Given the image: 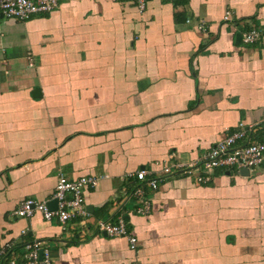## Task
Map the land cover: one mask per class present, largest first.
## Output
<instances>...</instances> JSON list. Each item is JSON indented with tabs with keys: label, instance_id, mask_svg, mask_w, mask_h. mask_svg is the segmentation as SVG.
I'll return each mask as SVG.
<instances>
[{
	"label": "crops",
	"instance_id": "crops-1",
	"mask_svg": "<svg viewBox=\"0 0 264 264\" xmlns=\"http://www.w3.org/2000/svg\"><path fill=\"white\" fill-rule=\"evenodd\" d=\"M250 29L264 33V0H147L143 12L59 0L23 22L0 14L1 242L21 257L39 241L53 264H264V160L217 169L207 185L166 177L145 190L148 217L128 189L136 172L196 160L240 126L264 142V42L236 38ZM59 174L99 178L83 224L12 216L51 199ZM119 216L134 249L96 229Z\"/></svg>",
	"mask_w": 264,
	"mask_h": 264
},
{
	"label": "built area",
	"instance_id": "built-area-1",
	"mask_svg": "<svg viewBox=\"0 0 264 264\" xmlns=\"http://www.w3.org/2000/svg\"><path fill=\"white\" fill-rule=\"evenodd\" d=\"M59 0H0V14L7 19L26 21L36 15L50 14L58 6ZM139 12L146 8L147 0H134ZM224 23H232L230 12L223 17ZM190 24V20H186ZM197 29L204 33L206 26L197 24ZM241 42L252 45L264 42V33L256 29L245 30L240 34ZM264 160V143L250 142L246 131L240 128L228 133L223 139L216 142L209 150L196 160L190 162L171 160L162 166L161 171L153 174L145 170L136 172L135 179L139 182L130 194L137 205L136 212L142 217H148L151 204L146 197L145 190H156L158 183L166 177L183 175L191 177L197 186L207 185L214 177L217 169L247 170L253 172ZM130 177V176H129ZM99 178L96 176H81L69 179L63 174L57 177L51 199L37 201L26 199L21 201L12 212L16 218H31L38 213L46 222L56 221L62 230L69 224H83L87 217L84 206L83 193L97 186ZM50 200L56 201V208L50 209ZM98 232L109 238H125L131 249L135 248L136 239L127 229V224L122 217H117L116 222L100 220L96 223ZM24 235L25 232L23 231ZM16 242L3 243L0 239V263L6 264H53L49 249L39 241H32L24 246V253L18 257L15 252Z\"/></svg>",
	"mask_w": 264,
	"mask_h": 264
},
{
	"label": "trees",
	"instance_id": "trees-1",
	"mask_svg": "<svg viewBox=\"0 0 264 264\" xmlns=\"http://www.w3.org/2000/svg\"><path fill=\"white\" fill-rule=\"evenodd\" d=\"M261 140V139H260ZM256 142H258V143H264L263 142V140H261V141H256ZM139 186V183L137 182V180H136V182H135V184L132 186V187H129L128 186V189H129V193L131 194L132 192H133V190L136 188V187H138ZM132 201L134 202V199H132ZM123 218V220L126 222V224H127V220H126V218L125 217H122ZM104 221L105 220H108V219H103ZM116 221H114L113 223H115ZM127 229H128V226H127ZM22 248H23V246H21ZM19 245L18 246H16V248H15V251L18 249H20L21 248ZM0 264H6L5 263V261H3V262H1Z\"/></svg>",
	"mask_w": 264,
	"mask_h": 264
},
{
	"label": "water",
	"instance_id": "water-1",
	"mask_svg": "<svg viewBox=\"0 0 264 264\" xmlns=\"http://www.w3.org/2000/svg\"><path fill=\"white\" fill-rule=\"evenodd\" d=\"M236 38L238 41H240V35L239 34H237ZM244 173L247 174V171L244 170ZM48 206L50 207V209H55L56 208V201L55 200L51 201L50 203H48Z\"/></svg>",
	"mask_w": 264,
	"mask_h": 264
}]
</instances>
